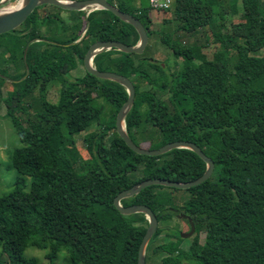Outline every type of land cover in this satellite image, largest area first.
Here are the masks:
<instances>
[{
	"label": "trees",
	"instance_id": "1",
	"mask_svg": "<svg viewBox=\"0 0 264 264\" xmlns=\"http://www.w3.org/2000/svg\"><path fill=\"white\" fill-rule=\"evenodd\" d=\"M106 1L136 18L147 38L158 35L181 61L171 71L150 57L114 49L93 57L96 70L124 76L133 85V104L124 117L128 138L139 146L132 137L154 129L159 140L147 141L148 148L191 142L214 165L206 181L183 190L181 211L173 206L174 188L161 193L154 188L165 187L149 186L120 200L122 206L148 207L157 220L144 264H264V0H170L164 11L169 19L160 24H172L171 33L179 37L204 40L186 47L162 26L153 29L148 7ZM36 10L19 28L0 35V49L14 68L12 75L0 73L1 82L14 81L12 95L0 87V105L21 144L9 154L14 188L0 196V264H42L24 256L26 248L45 251L47 264H55L60 253L68 264H136L147 222L142 214L119 215L112 206L114 196L146 179L193 181L204 172V163L186 149L156 157L133 153L114 129L124 89L85 71L79 78L68 77L82 65L92 42L133 46L137 34L131 26L104 10L86 17L79 11L69 13V28L47 16V32L40 33ZM225 18H230L228 26ZM82 29L81 41L73 44ZM42 33H55L50 40L65 47L29 43ZM209 39L214 47L207 59L201 49ZM259 51L261 56H255ZM59 80L57 101L48 102L44 91ZM137 82L148 88L139 90ZM80 134L85 159L75 145ZM172 212L186 214L193 223L195 233L184 248L175 228L168 233L159 226ZM198 225L203 226L202 241ZM162 233L168 240L158 243Z\"/></svg>",
	"mask_w": 264,
	"mask_h": 264
},
{
	"label": "water",
	"instance_id": "2",
	"mask_svg": "<svg viewBox=\"0 0 264 264\" xmlns=\"http://www.w3.org/2000/svg\"><path fill=\"white\" fill-rule=\"evenodd\" d=\"M7 1L8 0H0V35L8 33L11 30L17 28L29 14L40 5H50L61 10L72 12L85 11V17L92 11L104 10L112 14L119 21L131 26L137 34V41L133 46H128L117 41L93 42L88 46L82 57V68L87 74L93 76L96 79L114 82L121 86L126 93V99L117 110L114 118V129L116 135L123 141L125 146L130 151L137 155L156 157L173 149H186L194 153L204 163L205 166L204 172L201 174V176L190 182L180 183L160 178L146 179L137 183L136 185L131 186L128 189L120 191L114 196L112 200V206L119 215L127 216L132 214H142L147 222L146 229L137 248L136 256V264H144V249L148 240L151 238L157 228V220L148 207L144 205L122 206L120 204V200L134 196L142 189L149 186H162L180 190L195 187L206 181L211 176L214 169L213 162L210 160V158L206 157L201 152V150L191 142L175 141L164 143L155 148H142L133 144L125 132L124 117L133 104V85L124 76L115 74L113 72L96 70L92 65V59L96 54L102 51H108L110 49H114L124 54L140 55L147 43V35L144 27L132 15L119 11L106 0H18L19 3H17L13 9L4 10L2 7L6 5ZM25 71L27 72V67H25ZM192 231L193 227L191 224L188 235H181L180 237L186 238L192 233Z\"/></svg>",
	"mask_w": 264,
	"mask_h": 264
},
{
	"label": "rangeland",
	"instance_id": "3",
	"mask_svg": "<svg viewBox=\"0 0 264 264\" xmlns=\"http://www.w3.org/2000/svg\"><path fill=\"white\" fill-rule=\"evenodd\" d=\"M126 2H128V4H130L131 6L138 8L139 10H143L144 8L147 7L146 0H140V1L139 0H128ZM17 3H18V0H8L6 2V5L3 6L2 8L4 10H10V9H13V7ZM45 10L49 11V12H51V11H54V12L60 11V13L66 12V13L60 14V16H62L63 18H65L66 14L72 12V11H65V10H61V9H55L52 7H48ZM83 12L85 13V11H83ZM135 15H138V13L135 12ZM147 17L150 20V23L153 25V29H156L158 26H162L164 28L163 31H165L166 33L169 32L172 37L175 35H178V37L174 38V42H176V44H178L179 46H182V47L191 46L195 42L197 44H203L204 43V40L201 36H197V37H194V36L182 37L181 36V37H179V35H180L179 33H171V31L173 30L172 24H162L161 25L160 23L162 20L169 19L168 13L153 12V11L148 9L147 10ZM44 18H46V16L40 15L36 19H37V21H43ZM229 22H230V18L224 19L225 25L228 26ZM36 24L38 25L39 22H36ZM42 27L43 28H41L39 30H45L47 32V29L45 28V24H42ZM18 28H19V26H18ZM78 28H79V26L76 25V29H78ZM85 29H82V30L85 31ZM84 31L82 32V34L84 33ZM3 40H4V38L0 37V42H3ZM236 42L241 44L242 41H241V39H237ZM211 43H212V41H211V39H209L207 46L205 48L201 49V52H203V54L206 56L207 59L211 58V54L213 52L214 46ZM5 55L6 54L3 53V50L0 49V73L6 72L7 74L8 73L12 74V71L14 70V68L13 67L8 68V66L10 67L11 64L7 61ZM140 55H141V57H145V58L150 57L153 60L160 62L161 65L162 64L166 65V67L168 69H171V71L177 70L181 67L180 59L176 60L172 57L170 50L167 47H165L163 44H161V42L159 41V37L156 34H151L147 38V43L145 45V48ZM254 55L255 56H261V51L256 52ZM68 73H69L68 77H70V79L71 78H79L84 74V70L80 65H76V67L73 68L72 70H70ZM5 80H7V79H5ZM4 81L3 82L0 81L1 91H3V93L6 92L7 95H12V93H13L12 92L13 91L12 90L13 89L12 82H14V81L9 80V79H8V81H11V83H7ZM139 85H140L139 90L148 88L147 85H143L141 83H138V86ZM60 86H61V80L57 81V84H55L54 86L53 85L49 86L48 94L46 95V100L48 102L56 103V101H57V90H59ZM31 102L37 104L35 99H32ZM95 104L99 105L100 102L97 101ZM4 112H5L4 106L0 105V196L3 194L9 193L14 188V181L16 179V174L9 167V154L13 151V149L18 148L21 145L18 141V138L16 136L15 131L13 130V127H12L10 120L8 118H5L2 115ZM26 115H27V113H26ZM104 115H105V118H107L108 115H110V111L107 107L105 108V114ZM29 117L32 118L33 115L30 114ZM81 137H82V134H80L79 136L74 138L77 141L75 145H76V149H77L79 155L85 159V158H87V154L81 148ZM132 139H134L133 141L138 142L139 143L138 145L142 148H148L149 147L148 143H146L147 141L156 142L157 140H159L157 132L154 129L150 132H143L142 131V133L141 132L138 133L136 135V137L135 138L132 137ZM69 140H70L69 137L64 135V137H63L64 144H68ZM157 146H159V145H157ZM29 182H30L29 178H26L23 191H25V192L28 191ZM154 190H162L161 191V193H162V192H166L167 190H170V189H167L165 187V188H154ZM182 193H183V190L177 189V192L175 193V196H174L173 206H174V209H176L178 211H181L180 207L182 206V203L180 202V200L182 199L181 198ZM193 197H195V196H193ZM176 212L171 213L173 215V217L170 220L159 224V226L163 227V229H165L168 233L175 232V229H176V231H179L181 229V222L179 221V219H177L175 217ZM198 226L200 227L198 239L200 241H202V238H203V229L202 228H203V226H201V225H198ZM181 232H183V231H181ZM167 240H168V237L164 236L162 233V235L160 237H158V240H156V241L158 243H161V242H164ZM180 243H181L180 247H183V248L186 247L189 244V238L183 239ZM44 254H45V251L36 250L33 248H26L24 250V256L35 257L38 262H40L42 264H47V260L45 259ZM64 254L65 253H60L57 256V258L55 260V264H66V263L68 264V259L66 260V263L64 261V258H65Z\"/></svg>",
	"mask_w": 264,
	"mask_h": 264
},
{
	"label": "flooded vegetation",
	"instance_id": "4",
	"mask_svg": "<svg viewBox=\"0 0 264 264\" xmlns=\"http://www.w3.org/2000/svg\"><path fill=\"white\" fill-rule=\"evenodd\" d=\"M48 7L56 8V7H53V6H50V5H40L39 7H36L37 8V10H36L37 17L36 18H38V16H40V15H43V16H46V17L47 16H51L53 18L55 17V18L61 20L63 26L69 28V26L71 25L69 13L66 14L65 18H63L62 16H60V14L61 13H66V12H61V13H60V11H57V12L51 11V12H49V11H46L45 10ZM36 22H39V24L37 25L38 32L39 31L40 32L45 31V30H39V29L43 28L42 27V24H44L43 21H37V19H36ZM82 32L80 34H78V37L73 42V44L74 43H77L78 44L79 41H81V39L83 37V34H84V33L82 34ZM54 34L55 33H53V34H46V35L42 34L43 37H37V38L33 39L32 41H30L29 43H32V44L33 43H42V44L50 45V46H53V47H65L64 44L58 43V41H52V40H50V35H54ZM65 34H66V32H65ZM66 38H67V35H66ZM64 39L65 38H63V40ZM88 46H87V48H88ZM87 48H86V50H87ZM46 49H48V48H46ZM25 51L26 50H24L23 55H24ZM81 67H82V65H81ZM9 68H11V66ZM8 75H12V74L8 73ZM4 82L11 83V81H8V79L5 80ZM48 88L45 89V91H44L46 94H48ZM175 217L177 219H179V221L181 222V229L178 231V236L180 237L181 235H184V236L188 235V233L190 232L191 224H192V227H193V223L191 222L190 218L187 215H185V214H178V213L175 214ZM181 231H183V232H181ZM194 233H195V230H194V227H193L192 233L189 236H187L186 238H189L190 239L194 235ZM198 235H199V231H198ZM186 238H181V239H186Z\"/></svg>",
	"mask_w": 264,
	"mask_h": 264
},
{
	"label": "built area",
	"instance_id": "5",
	"mask_svg": "<svg viewBox=\"0 0 264 264\" xmlns=\"http://www.w3.org/2000/svg\"><path fill=\"white\" fill-rule=\"evenodd\" d=\"M147 7L153 12L164 13L169 8L170 0H146Z\"/></svg>",
	"mask_w": 264,
	"mask_h": 264
},
{
	"label": "crops",
	"instance_id": "6",
	"mask_svg": "<svg viewBox=\"0 0 264 264\" xmlns=\"http://www.w3.org/2000/svg\"><path fill=\"white\" fill-rule=\"evenodd\" d=\"M2 115H4V113Z\"/></svg>",
	"mask_w": 264,
	"mask_h": 264
},
{
	"label": "bare ground",
	"instance_id": "7",
	"mask_svg": "<svg viewBox=\"0 0 264 264\" xmlns=\"http://www.w3.org/2000/svg\"><path fill=\"white\" fill-rule=\"evenodd\" d=\"M19 3V2H18Z\"/></svg>",
	"mask_w": 264,
	"mask_h": 264
}]
</instances>
